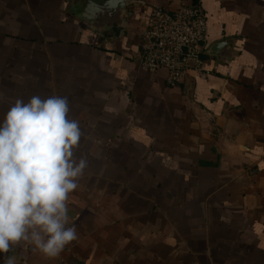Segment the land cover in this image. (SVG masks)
<instances>
[{
	"label": "crops",
	"instance_id": "crops-1",
	"mask_svg": "<svg viewBox=\"0 0 264 264\" xmlns=\"http://www.w3.org/2000/svg\"><path fill=\"white\" fill-rule=\"evenodd\" d=\"M145 1L202 6L207 50L229 41L207 75L142 70L149 6L98 31L78 0H0V121L16 98L67 96L89 161L67 202L78 238L54 258L22 241L15 264H264V0Z\"/></svg>",
	"mask_w": 264,
	"mask_h": 264
},
{
	"label": "clouds",
	"instance_id": "clouds-1",
	"mask_svg": "<svg viewBox=\"0 0 264 264\" xmlns=\"http://www.w3.org/2000/svg\"><path fill=\"white\" fill-rule=\"evenodd\" d=\"M67 96L16 98L0 121V254L27 242L57 257L78 238L68 199L89 167ZM4 264H15L6 256Z\"/></svg>",
	"mask_w": 264,
	"mask_h": 264
},
{
	"label": "built area",
	"instance_id": "built-area-1",
	"mask_svg": "<svg viewBox=\"0 0 264 264\" xmlns=\"http://www.w3.org/2000/svg\"><path fill=\"white\" fill-rule=\"evenodd\" d=\"M140 2L150 8L138 57L142 70H166L170 87H176L191 74L207 75L204 57L208 23L202 6L181 5L169 10L158 3Z\"/></svg>",
	"mask_w": 264,
	"mask_h": 264
},
{
	"label": "water",
	"instance_id": "water-1",
	"mask_svg": "<svg viewBox=\"0 0 264 264\" xmlns=\"http://www.w3.org/2000/svg\"><path fill=\"white\" fill-rule=\"evenodd\" d=\"M85 8L81 13L82 18L88 21L89 25L95 30L101 31L103 27H124L127 17H132L133 12L128 11L127 7L138 8L140 0H78ZM229 41H221L213 44L206 54H216L224 46H228ZM5 256L6 254H2Z\"/></svg>",
	"mask_w": 264,
	"mask_h": 264
}]
</instances>
